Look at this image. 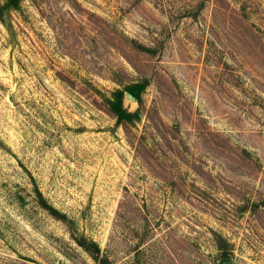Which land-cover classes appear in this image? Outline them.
I'll use <instances>...</instances> for the list:
<instances>
[{
	"label": "rangeland",
	"instance_id": "374dc122",
	"mask_svg": "<svg viewBox=\"0 0 264 264\" xmlns=\"http://www.w3.org/2000/svg\"><path fill=\"white\" fill-rule=\"evenodd\" d=\"M144 81L119 123L108 100ZM37 190L111 264H264V0H22L0 22V264H98Z\"/></svg>",
	"mask_w": 264,
	"mask_h": 264
},
{
	"label": "trees",
	"instance_id": "16d2710c",
	"mask_svg": "<svg viewBox=\"0 0 264 264\" xmlns=\"http://www.w3.org/2000/svg\"><path fill=\"white\" fill-rule=\"evenodd\" d=\"M22 0H5L4 4L0 6V22L5 19L6 15L18 11L21 7ZM147 82L134 84L130 86L126 92H129L137 101L141 100V94L147 86ZM125 91L118 90L114 93L112 99L108 100L110 110L117 117L119 123H134L136 121V113L131 112L124 106ZM37 195L40 205L48 210L51 215L67 224L72 231V235L76 243L88 252L98 264H111L108 258L101 255V248L97 242L84 236H77L74 230L73 221L68 219L65 214L60 213L57 209L50 206L43 198L42 194L37 190Z\"/></svg>",
	"mask_w": 264,
	"mask_h": 264
},
{
	"label": "water",
	"instance_id": "95a60500",
	"mask_svg": "<svg viewBox=\"0 0 264 264\" xmlns=\"http://www.w3.org/2000/svg\"><path fill=\"white\" fill-rule=\"evenodd\" d=\"M125 97L127 98V99H129V100H133V101H135L136 99L129 93V92H126L125 93ZM229 261L227 260V261H224V263H228Z\"/></svg>",
	"mask_w": 264,
	"mask_h": 264
}]
</instances>
